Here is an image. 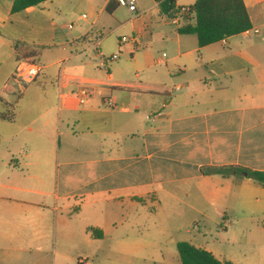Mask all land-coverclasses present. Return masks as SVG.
<instances>
[{
  "label": "crops",
  "instance_id": "1",
  "mask_svg": "<svg viewBox=\"0 0 264 264\" xmlns=\"http://www.w3.org/2000/svg\"><path fill=\"white\" fill-rule=\"evenodd\" d=\"M109 1H102V12ZM138 1V17L120 21L117 10L109 13L118 26L128 24L132 35L140 37L139 45L123 44L133 59L146 53L141 71L149 75L133 81L111 73L97 50L95 55L89 53L91 47L77 46L58 59L56 47L68 52L65 45L73 38L65 32L68 26H60L52 17L54 0L19 13H12L14 0H0V88L5 89L10 76L17 81L21 58L38 55L34 46L43 49L42 55L55 53L57 58L46 69L65 58L69 62L76 58L74 70L65 69V74L97 82L96 92L85 104L76 97L60 100L58 83L53 84L57 109L43 85V95L35 100L40 115L27 124L26 132L16 134L20 150H9L3 157L0 264H49L52 239L54 248L61 242L53 253V264L56 255L57 264H67L63 259L79 264L81 258L89 260L92 255L87 243L104 240L110 229L115 231L114 248L124 256L151 259V250L160 246L135 241L134 229L120 232L119 223L125 217L119 219L118 210L106 212L100 204L107 201L127 208L153 197L162 208L163 193L179 199L195 183L197 206L201 200L225 204L227 195H232L243 208L264 213L262 185L248 178L203 172L227 166L264 171V0H244L252 28H258L259 34L242 33L205 47L199 46L196 34L180 32L194 24L193 15L170 18L162 13L159 2ZM197 1L175 0V7H191ZM55 8L61 9L59 4ZM156 43L169 54L156 57L152 48ZM148 46L150 50H139ZM99 49L103 50L102 42ZM91 60L104 73L87 70ZM11 65L15 71L8 74ZM106 98H112L116 106L108 107ZM0 100L4 102L1 95ZM1 116L3 111L0 120H6ZM54 131L59 139L57 157ZM88 206L94 213L85 212Z\"/></svg>",
  "mask_w": 264,
  "mask_h": 264
},
{
  "label": "rangeland",
  "instance_id": "2",
  "mask_svg": "<svg viewBox=\"0 0 264 264\" xmlns=\"http://www.w3.org/2000/svg\"><path fill=\"white\" fill-rule=\"evenodd\" d=\"M54 1V5L50 7L52 9V17L58 20L60 26L73 24L72 29H65V32L73 38L69 44L65 45L68 52L62 51V47H56L55 49L58 51V59L67 56L69 50L74 52L73 50L78 45L80 46L77 48L80 47L82 50L91 47L92 49L89 53L95 55V44L102 42V51L107 56L114 53L119 55L117 61L109 63L110 71L116 77L139 81L143 79V76L149 75L148 71L143 72L141 69L146 62V53L144 51L150 50L151 46L139 48L141 52H144L142 53L143 55L133 59V55L128 50H125L124 45L120 44V39L123 36H132L130 26L128 24L118 26L111 14L107 11L102 12L103 0H96L93 3H86L82 0ZM58 4L61 7L60 10L55 8ZM83 13H86L85 15L87 16L85 21L81 20ZM117 16L121 19H119L120 21L132 18L128 9L120 6L117 8ZM94 21H97V26L96 24L92 26ZM155 27L156 25H154ZM87 30L90 31L88 35L86 33ZM83 33L85 34L81 36ZM72 42L75 43V46H73ZM143 44H147V41L144 40ZM125 46L130 45L126 44ZM152 48H154L156 57H160L164 52L169 54V50L164 48L161 43L154 44ZM32 49L38 52V55L35 57L28 56L30 60L21 58L16 74L33 62L45 68L41 72L38 81L34 83L15 82L14 77L11 78L10 76L5 89L0 88V95L4 101L0 100V111L5 114V116L1 117L6 119L0 120V169L1 161L3 157L7 156L9 150L16 153L21 148V141L18 136L16 137V134L26 132L28 130L25 129L27 124L40 115L39 106L35 100L43 95V85L46 86L48 91L47 98L49 102L56 109L58 108V96L54 87L57 85V81L55 82L54 75L58 73L66 58L56 66L46 69L44 66L57 58L53 56L55 53L42 55V48L34 46ZM77 62L76 58H73L70 62L66 61L64 68L67 71L74 70L72 67ZM87 70L96 74L104 73L103 70L97 67L94 60H91ZM11 71L12 73L15 71L13 65L9 68L8 74ZM137 74L141 78H138ZM28 87L30 89L26 94H23L22 90ZM53 142L56 145L54 156L57 157L55 152H57L59 139L56 131L53 132ZM196 187L198 188L197 183L187 186L185 191L180 194L179 199L163 193L161 197L162 208L157 207L153 197L138 200V203H134L133 206L127 208L123 205L122 207L119 205L115 206L114 203H108L107 201L100 204L104 206L106 212L118 210L119 219L125 217L119 223L120 232L121 230L134 229L135 234L133 231V237L136 239L135 241L158 244L160 248L151 250V259H130L124 256L120 249L116 250L114 248L117 245L113 234L115 231L110 229L108 236L104 240L87 243V250L92 253L90 258L87 256L90 264H182L177 244L183 241L211 250L221 261L232 260L238 262V264H264V213L255 214L247 207L243 208L238 204V199L232 197V195H227L229 201L225 202L226 206L229 207L228 211L224 203L219 205L216 203L208 204L206 201L203 202L201 200V205L197 206ZM135 201L137 202V199ZM93 209V207L88 206L85 212L94 213ZM108 219L110 221L112 217L111 219L108 217ZM118 234L122 235V233ZM60 245L61 242L58 241L57 247L54 248V240L52 239L50 242L49 264H53V257L55 256L53 253L56 250L59 251ZM58 259L56 255L55 264H57ZM63 261L67 264H78V262L68 259H63Z\"/></svg>",
  "mask_w": 264,
  "mask_h": 264
},
{
  "label": "trees",
  "instance_id": "3",
  "mask_svg": "<svg viewBox=\"0 0 264 264\" xmlns=\"http://www.w3.org/2000/svg\"><path fill=\"white\" fill-rule=\"evenodd\" d=\"M46 1L48 0H14L12 13L25 11ZM155 1L159 2L162 13L170 18L182 16L179 9L175 7V0ZM118 7L116 0H110L106 6V11L112 14ZM189 8L194 16V24L183 26L180 32L182 34H196L200 47L242 34L245 30L252 28L244 0H198ZM13 46L17 48L18 42H14ZM203 172L205 175L220 174L224 177L233 176L240 180L248 178L264 187V171L227 166L206 168ZM177 249L182 264H236L230 260L221 261L207 249L197 247L189 242H179Z\"/></svg>",
  "mask_w": 264,
  "mask_h": 264
},
{
  "label": "built area",
  "instance_id": "4",
  "mask_svg": "<svg viewBox=\"0 0 264 264\" xmlns=\"http://www.w3.org/2000/svg\"><path fill=\"white\" fill-rule=\"evenodd\" d=\"M116 3L120 7H126L128 11L131 13L133 17H138V0H116ZM179 9L180 14L184 15H193L191 13V10L189 7L182 6L177 8ZM81 19L86 20L87 16L84 14L81 16ZM69 29L73 28V24L68 25ZM260 33V30L258 28H249L243 32V34L247 36L257 35ZM79 43V42H77ZM131 43L134 46L139 45L140 43V37L138 35H132V36H123L120 39V44H128ZM79 46V45H78ZM99 42L95 44V48L98 52L99 57L102 59V65L107 67L109 63L117 60L119 58L118 54H113L111 56L105 55L100 49H99ZM165 56V55H164ZM67 61V60H66ZM64 60L58 75V86H59V98L60 100L66 101L71 97H76L80 104H85L88 99H90L94 93L96 92L95 86L97 85V82L91 79L81 78V77H70L65 74V63ZM64 64V65H63ZM44 70L43 67L31 63L28 67H25L21 72H19L16 75L17 82H25V83H31L35 81L41 74V72ZM72 85V86H71ZM69 86L71 89H68ZM107 106L112 108L116 106L115 101L112 98H106ZM79 264H89V260L86 258H81L79 260Z\"/></svg>",
  "mask_w": 264,
  "mask_h": 264
}]
</instances>
